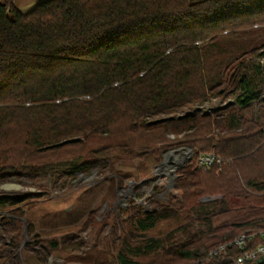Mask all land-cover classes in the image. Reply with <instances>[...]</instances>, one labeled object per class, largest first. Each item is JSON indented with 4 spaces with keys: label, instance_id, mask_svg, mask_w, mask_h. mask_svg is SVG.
<instances>
[{
    "label": "trees",
    "instance_id": "1",
    "mask_svg": "<svg viewBox=\"0 0 264 264\" xmlns=\"http://www.w3.org/2000/svg\"><path fill=\"white\" fill-rule=\"evenodd\" d=\"M263 28L264 0H42L27 12L0 0V179L21 169L37 182L61 169L69 180L84 167L106 168L110 153L160 156L174 135L194 150L178 195L136 228L201 219L207 231L165 253L164 264H235L264 245V65L253 61L264 46L248 38ZM236 90L237 106L186 113ZM96 141L103 144L90 148ZM201 155L220 164L198 167ZM35 198L0 195V211L18 222ZM131 221L114 219L106 235L95 225L101 245L121 233L118 264H137L134 255L152 248L127 246ZM13 232L0 264L31 263L19 250L20 228ZM242 235L251 236L243 249L227 246ZM56 248L42 241L25 253L48 264Z\"/></svg>",
    "mask_w": 264,
    "mask_h": 264
},
{
    "label": "rangeland",
    "instance_id": "2",
    "mask_svg": "<svg viewBox=\"0 0 264 264\" xmlns=\"http://www.w3.org/2000/svg\"><path fill=\"white\" fill-rule=\"evenodd\" d=\"M251 34L252 37H248L250 41L254 39V44L264 46V28ZM246 36L244 34L243 39L236 41L234 48L246 43ZM263 52L261 49L260 53ZM253 61L264 65V56L253 57ZM262 89L261 86V97L264 96ZM239 94L236 90L222 97L211 96L207 102L194 105L186 113H212L228 105L237 106ZM102 144L96 141L89 147ZM168 145H172V149L160 156L154 150L122 159L114 158L110 153L108 156L111 159L106 168L84 167L69 180L62 176L61 169L57 174L48 173L37 182L23 176L21 169H16L15 173H3L0 179V195H36L37 198L28 200L27 205L21 207L23 215L18 222L9 212L0 211V245H10L15 237L13 229L19 227L20 253L31 260V263L23 264H36L25 250L31 243L42 241L44 244H50L51 241L58 244V248L48 258V264H118L115 259L118 250L115 240L121 238V233L113 232V245H101L93 240L95 225L103 226V233L106 235L112 230L114 219L117 222L131 219L134 231L131 229L132 233L125 240L127 246L134 249L152 246L150 250L145 249L144 254L134 255L133 261L137 264H164L165 253L207 231L201 219L190 217L183 218L179 224L171 219H157L151 229L140 231L136 228L137 220L158 211L161 203L170 196L178 195L174 190L175 181L180 170L193 157L194 150L191 148V156L187 149L190 147L181 144L174 135H170ZM169 155L175 159L172 167L163 163L164 159L168 162ZM80 241L86 244L78 250L76 243Z\"/></svg>",
    "mask_w": 264,
    "mask_h": 264
},
{
    "label": "built area",
    "instance_id": "3",
    "mask_svg": "<svg viewBox=\"0 0 264 264\" xmlns=\"http://www.w3.org/2000/svg\"><path fill=\"white\" fill-rule=\"evenodd\" d=\"M174 158L169 155L168 162L163 161L164 164H170V167L175 165ZM220 164V161L214 156V155H201L196 165L198 167H203L205 169H209L215 164ZM172 171V170H170ZM173 174V172H172ZM251 237V236H250ZM249 236L242 235L235 239L231 244H228L227 246H230L232 244H236L239 246V248L243 249L245 246L246 241L250 238ZM225 246L220 247V250H223ZM251 261L253 263H264V245H260L256 250L245 252L241 257L238 258V260L235 262V264H245V262Z\"/></svg>",
    "mask_w": 264,
    "mask_h": 264
},
{
    "label": "crops",
    "instance_id": "4",
    "mask_svg": "<svg viewBox=\"0 0 264 264\" xmlns=\"http://www.w3.org/2000/svg\"><path fill=\"white\" fill-rule=\"evenodd\" d=\"M40 1L42 0H13L15 6L24 12L31 10Z\"/></svg>",
    "mask_w": 264,
    "mask_h": 264
},
{
    "label": "water",
    "instance_id": "5",
    "mask_svg": "<svg viewBox=\"0 0 264 264\" xmlns=\"http://www.w3.org/2000/svg\"><path fill=\"white\" fill-rule=\"evenodd\" d=\"M79 140H80L79 138H75V139L63 141V142L59 143L58 145H64V144L71 143V142H77ZM187 149L190 151V155L192 156V153H191L192 149L191 148H187Z\"/></svg>",
    "mask_w": 264,
    "mask_h": 264
}]
</instances>
